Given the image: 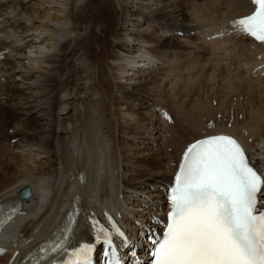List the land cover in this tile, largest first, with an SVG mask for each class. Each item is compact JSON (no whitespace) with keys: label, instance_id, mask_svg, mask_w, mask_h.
Segmentation results:
<instances>
[{"label":"bare ground","instance_id":"1","mask_svg":"<svg viewBox=\"0 0 264 264\" xmlns=\"http://www.w3.org/2000/svg\"><path fill=\"white\" fill-rule=\"evenodd\" d=\"M80 1L0 0V55L4 56V61L0 62V81L4 82L0 84V175L7 176L10 166L3 157H9L14 164L12 170L15 174L11 180L4 178L9 181H0V207L15 200L21 188L30 189V198L21 202L23 215L14 225L15 245L7 246L9 252L0 258V264H20L26 250L36 251L39 242L52 234L54 225L64 215L63 210L72 206L76 195L83 198L77 228L79 237H89L93 223L114 215L124 223L133 239L139 240L134 234L137 230L135 221L145 222L150 214L159 215L160 208H164L161 188L171 182L176 169L170 166L171 149L180 147L176 152L178 162L184 149L195 140L216 133L234 135L242 141L255 164L264 168V112H251L243 121H235L231 128L190 134V140L186 142H182L185 134L175 124L178 122L169 125L152 114L153 104L147 96L162 102L172 113L164 102L169 97L165 100L159 98L160 94L165 96V77L161 78L156 70L163 71L166 63L164 65V60L158 62L152 53H160L162 57L176 54L180 47H185L182 42H188H185L188 37L179 38L171 33L172 29L173 33L180 31L187 35L192 27L187 24L186 12L177 6L175 0ZM235 1L240 4V10L245 8L247 12L236 17L231 12L233 18L230 15V19L253 10L247 0ZM78 2L80 6L75 9ZM236 7L239 6L236 4ZM159 19L174 25L164 27L162 23L161 34L156 27ZM78 21L94 29L89 30L81 45L76 44L70 53H63L59 47L78 40L75 37L81 33ZM166 29L170 31L166 32ZM14 36L20 41H13ZM232 40L233 44L243 42L240 46L246 58L239 57L240 54L234 64L249 74L244 66L258 62L257 56L263 46L247 38L236 41L233 36ZM108 45L110 52L106 55ZM74 58L79 62L72 61ZM67 70L69 73L63 79ZM10 87L15 90L11 97ZM64 91L69 97L61 99L56 95ZM108 100L118 115V118L112 115L113 122L100 113L101 109L109 107ZM11 105L16 107L13 112L25 117L22 121H29L27 124L21 122L20 128L15 126L11 132L20 142L15 148L20 151L17 156L6 149V136L10 132L6 133V123H2L1 117ZM79 105L84 110L80 118L77 116ZM58 106L60 112L69 116L68 121L60 118L56 111ZM37 109L42 114L36 116ZM144 111H150V117ZM110 113H113L111 109ZM90 123L92 127H89ZM184 124L189 125L186 120ZM67 125L71 126V131ZM190 126L204 129L202 124ZM238 128L241 133L237 132ZM28 130L36 139L27 144L24 139L31 135ZM64 134L67 135L65 141L71 136L76 138L74 141L69 139L73 145V151L69 152L74 166L72 174L64 172L61 165L54 167L56 161L51 159V146L62 142ZM128 139L133 143L127 144L125 140ZM82 145H88L90 149L85 148L94 153L95 163L92 165L89 158L80 153L78 148ZM25 152H28L27 159L21 155ZM89 164H94L93 169ZM79 172L84 173V183L76 178ZM132 174L139 182L126 181ZM150 186L156 191H146ZM259 207L264 209V201Z\"/></svg>","mask_w":264,"mask_h":264},{"label":"snow or ice","instance_id":"2","mask_svg":"<svg viewBox=\"0 0 264 264\" xmlns=\"http://www.w3.org/2000/svg\"><path fill=\"white\" fill-rule=\"evenodd\" d=\"M252 3L255 11L234 27L264 42V0ZM168 199L166 230L155 241L152 264H264V211L257 210L264 201V169L234 138L215 135L189 145ZM4 215L0 209V227ZM94 228L96 243L111 252L109 264H120L113 236L95 223ZM113 231L128 243L123 232L115 226ZM63 247L58 242L52 251ZM93 251L94 245L83 244L68 264H92Z\"/></svg>","mask_w":264,"mask_h":264},{"label":"rangeland","instance_id":"3","mask_svg":"<svg viewBox=\"0 0 264 264\" xmlns=\"http://www.w3.org/2000/svg\"><path fill=\"white\" fill-rule=\"evenodd\" d=\"M83 1H85V0H81L80 2H83ZM80 2H78V5L76 6L75 9H77L80 6V4H79ZM175 2L177 4V6L179 5L178 6L179 8H181L184 12H186V16L188 17V20H187L188 23L187 24L188 25L190 24L192 26L191 31L193 33H195V36H192L191 38L185 39V42L187 40H188V42L184 43V41H183L182 45L187 47V48L180 47L178 49V51L175 52L176 54H173L172 56H170L171 58L170 57H162V55L160 53H157V52H153L152 55H154L157 59H159L158 62H162V60H164V65L166 63V65L162 67L163 71L160 69L156 70L157 71L156 73L157 74L159 73L158 75L160 77L162 76L161 78L165 77V79H166V77H168L166 80L164 79V85H165L164 89L165 88L167 89V90L165 89V92H164L165 96L163 97L162 94H160L161 96L159 98L161 100H162V98H163V100H165L167 97H169L164 102H165V104L167 102V106L170 107L169 109L172 111V113L171 112L170 113L173 116L174 120H176V118H177V120L174 122H178L175 124H179L180 132H183L185 134L184 141H187L188 139H190V134L194 135V134L201 132L203 130V129L199 130L198 128L192 127L190 125H193V124L199 125V124H202L205 122H211L210 124H213V125H214V123H218V125L224 124L227 121L228 112H230L231 114L238 112L235 116V121H243V119H245L249 114H251V112H254V111L255 112H264V80H262L260 82L256 78V76L254 75V73L253 74H250V73L246 74L247 72L242 71V69H240L238 67V65L234 64L235 59L238 60L237 57L240 54L241 55L239 57H242V55L244 56V54L242 53V50L244 51V49H242L243 47L240 46L241 44L243 45V42L240 41V42H235L236 44H233L231 39L230 40L224 39L225 41L224 40L212 41V40H209V36L204 38L203 33H200V32H199L200 34H198L196 36L197 31L211 32L212 29L219 27L218 25L221 26V25H223V23L225 24L226 20H224V19L229 20L231 18L230 15H232V13H233V15L236 14V15H234V17L241 16V15H243L242 13L245 14V12H247L245 10V8L243 10L242 9L240 10V8H241L240 4L237 3L235 0H232L233 3L230 0H175ZM226 2L228 4V6H227ZM231 3H232V5H231ZM218 4H219V7H218ZM236 4L239 7H236ZM234 9H235V12H233ZM241 11H243V12H241ZM236 12L239 13V15ZM233 15H232V18H233ZM224 17H226V18H224ZM78 22L80 23L81 26L79 25ZM78 22H77V26H79V28L81 29V33L80 34L77 33L75 36L78 38V40H75V41L72 40L71 42H69L68 45L63 46V47L60 45L61 47H59V48L62 50V52L64 51L65 53H70L72 51V49L75 48L76 44H80V45L82 44V42H83L82 40H83V38L86 37L85 35H87L89 30L94 29L92 26L89 27L88 25H84L81 21H78ZM190 22H192V23H190ZM194 22H196L197 24L195 23L196 24L195 25ZM162 23H164L163 24V25H165L164 27H168L169 25H174V23H172V22L162 21L161 19H159L158 22L156 23L157 24L156 27L158 29V32L161 34H162ZM192 24H194L195 26H193ZM78 34L81 36H78ZM14 38H16V39H14ZM17 38L18 37L14 36L12 40L13 41H16V40L20 41V39L19 38L17 39ZM180 38H183V37H180ZM66 40L68 41V38ZM66 40H64V42H66ZM193 42H195V43L193 44ZM109 49H110V47L108 45L106 55H108V53L110 52ZM179 50H180V53H179ZM237 51H241V52L238 54ZM113 53H114V51H113ZM235 53H237L238 55ZM172 57H173V59H172ZM176 57H177V59H176ZM233 57H234V60H233ZM244 57L246 58V56H244ZM245 58H244V60H245ZM178 59H179V61H178ZM66 60L69 62V58L68 59L66 58ZM175 60H177V63ZM72 61H74L75 63L79 62V60H77L76 58H74V60L72 59ZM174 65L176 66V68ZM161 66L162 65H160V67ZM168 66H170L171 68L173 67V68L170 69V67H168ZM244 68L248 70V68H246V67H244ZM6 69H7V67H6ZM167 69H168V71H167ZM164 71H167V73H165ZM241 72H243V73H241ZM68 73H69V70H67L65 72L63 79H65L67 77ZM168 73H170V74L172 73V74L168 76ZM166 74H167V76H166ZM241 74H243V78H242ZM170 76H171V78H170ZM247 77H250L252 79L247 78ZM166 82H167V85H166ZM0 84L3 85L4 82L0 81ZM229 84H231V85H229ZM228 87H230V89ZM68 90L71 91V87H69ZM9 91H11V93H9V95L11 97L13 94V91H15V90H13V87H10ZM223 92H225V93H223ZM166 94H168V95L166 96ZM56 95L58 97H60L61 99L62 98L65 99V98L69 97L68 93L66 91L61 92V93L57 92ZM173 96H174V98L171 99ZM147 97L154 104H157V105H160L161 107H164L162 102L160 103L158 100H156V98L154 99L150 96H147ZM175 97H177V98H175ZM109 100L111 101V99H109ZM109 100H108L107 106H109V104H111V102ZM224 105H225V107H224ZM58 109H59V106L56 108V111ZM82 109H83V107L82 106L80 107V105L77 107V112L78 111L79 112L78 113L76 112V113L79 114V115H77V116H79V118H80V113L83 114V112H84V110H82ZM110 109H111V111H113V113L109 114ZM14 110H16L15 105H11V106L6 107L5 113L1 117L3 118L2 123L4 125L6 123V126H5L6 127V133L8 132V130L10 132L9 134H7V136H9V137L6 136V139H7L6 140V146H7L6 149L8 148V151H11L10 152L11 154L14 153L13 155L17 156L18 155L17 152H20V151L16 150L15 148H16V144L19 142V140H18L17 136L11 132L14 131L13 128L15 126H16V128H18L21 122H23V123L26 122V124H27L29 121L28 120L22 121V119L25 117H23L19 113L17 114L15 112H13ZM68 110L69 109H67L66 111H68ZM114 112H115V114H114ZM144 112L147 115V117H150L149 111H144ZM38 113L42 114L37 109L36 110V116L39 115ZM57 113L59 114V116H61L60 117L61 119H63V120L67 119L66 121H68L69 116L63 114L64 111L60 112V110H58ZM100 113L101 114L104 113V117L107 120L108 119L110 120L111 118L114 120L113 117L117 114L116 111L112 110L111 106L101 109ZM241 113H242V115H241V120H240L239 114H241ZM109 115H111V117ZM112 115H114V116L112 117ZM201 115H202V117H201ZM40 116L43 117L44 115H40ZM106 117H108V118H106ZM115 117L118 118V115H116ZM4 118H5V121H4ZM19 119H20V122H18ZM112 119L110 120L111 122H113ZM184 120H186L189 123V125L184 124ZM198 121H200V123ZM3 124H2V126H3ZM221 126L225 127L224 125H221ZM229 126H230V124H228V127ZM89 127H92V123L89 124ZM68 128L71 131V126H68ZM69 129H68V131H69ZM28 132H30L31 135L27 136V139L26 138L25 139L23 138V139L26 140L27 144H28V142L33 143L36 139L35 135L32 134L33 132H31V130H28ZM68 134L69 133H67V135ZM64 135H62L64 140L63 139L60 140L62 142L57 143L56 146L55 145L51 146V148H52L51 152H53L52 153L53 156L51 155L52 156L51 159L56 161L55 164H58V165L54 164L53 165L54 167L57 166V168H58L61 165L62 170H65L64 172H67V173L69 172L70 174H72L74 166L72 165L73 162L70 161V160H72V158H71V155L69 152L73 151V149H72L73 145H72L71 141L72 140L74 141V139H76V138H75V136L73 138L71 136L69 138V139H71V141L69 139H67L65 141L67 135H65V136ZM11 140H12V142H11ZM125 141L127 142V144L133 143L129 139L125 140ZM85 147H88V145H82L78 149H79L80 153L83 152V153H81L82 155L89 158L88 160H89L90 164L92 165V162L94 160L93 156L95 157V155L93 152H92L93 154L89 153L92 151V150H89L90 149L89 147H88L89 149H87ZM170 154H171V156H175V151H173ZM21 155H22V158H24V159L28 158L27 157L28 152H25ZM6 158L3 157V160L5 163L8 162V164H10V166H9L8 170L6 169L7 170L6 173H8L7 176L0 175V181L1 182H4V180H6L4 178H7V179L10 178V180H11L15 175L14 171L12 170L13 169L12 165H14V164L11 163V161H9V157H6ZM41 162H44V160H42ZM93 163H95V162H93ZM91 165H90V167L93 169L94 164H93V166H91ZM74 178H75V176H73V179ZM6 181H9V180H6ZM126 181L128 183L139 182V180H136V176L133 174L128 175ZM151 188L153 189L152 186H150V188H148V189L146 188V191H151L152 190ZM142 189H143V187L141 188V190ZM3 263L4 262H2V264Z\"/></svg>","mask_w":264,"mask_h":264}]
</instances>
